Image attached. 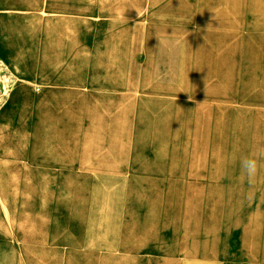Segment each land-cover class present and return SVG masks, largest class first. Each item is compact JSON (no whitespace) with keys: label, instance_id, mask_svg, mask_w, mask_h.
Instances as JSON below:
<instances>
[{"label":"rangeland","instance_id":"374dc122","mask_svg":"<svg viewBox=\"0 0 264 264\" xmlns=\"http://www.w3.org/2000/svg\"><path fill=\"white\" fill-rule=\"evenodd\" d=\"M15 2L34 76L81 99L59 104L91 117L92 151L91 172L77 157L65 183L77 231L64 260L29 236L5 264H264V0ZM0 62L12 79L1 108L20 78ZM246 156L259 163L251 184ZM119 207L139 252L113 244L112 221L79 237L90 211L119 218ZM152 232L160 254L144 249Z\"/></svg>","mask_w":264,"mask_h":264},{"label":"crops","instance_id":"0c3cea01","mask_svg":"<svg viewBox=\"0 0 264 264\" xmlns=\"http://www.w3.org/2000/svg\"><path fill=\"white\" fill-rule=\"evenodd\" d=\"M17 8L15 0H0V58L20 78L0 108V264H5L14 251L10 247L17 237L25 241L29 236L43 237L46 249L41 256L55 254V260H48L62 261L57 256L65 249L60 247L72 244L77 231L76 207L70 200L73 194L70 197L65 183L69 186L75 181L77 157L83 171L91 172L92 122L90 116L77 117L80 110L76 104H59L81 101L75 99L76 95L45 93L52 83L34 76L37 67L27 50L18 45L21 27L11 17ZM39 9L45 12V8ZM35 85L42 88L36 90ZM59 189L67 190V194H60ZM118 213L119 218L102 217L104 213L98 217L90 211L78 230L79 237L92 240L102 229L101 224L112 221L119 224L113 244L118 241L119 250L127 254L139 252V227L134 226L132 212L119 207ZM163 229L160 237L167 234ZM106 238L107 245L111 238ZM154 238V232L146 236L147 254L156 255L161 250Z\"/></svg>","mask_w":264,"mask_h":264},{"label":"clouds","instance_id":"9594fccd","mask_svg":"<svg viewBox=\"0 0 264 264\" xmlns=\"http://www.w3.org/2000/svg\"><path fill=\"white\" fill-rule=\"evenodd\" d=\"M240 166L242 173L247 177L249 183L251 184L258 172V168H259L258 160L254 157L246 156L241 158Z\"/></svg>","mask_w":264,"mask_h":264},{"label":"built area","instance_id":"2783aa9c","mask_svg":"<svg viewBox=\"0 0 264 264\" xmlns=\"http://www.w3.org/2000/svg\"><path fill=\"white\" fill-rule=\"evenodd\" d=\"M12 79L10 73L5 66L0 62V101L4 99L9 88L11 87Z\"/></svg>","mask_w":264,"mask_h":264}]
</instances>
